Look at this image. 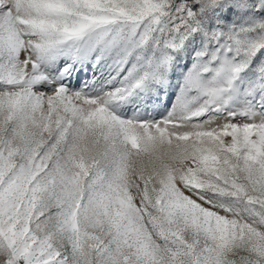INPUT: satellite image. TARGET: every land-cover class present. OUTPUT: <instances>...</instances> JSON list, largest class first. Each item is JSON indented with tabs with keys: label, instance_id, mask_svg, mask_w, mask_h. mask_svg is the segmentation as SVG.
<instances>
[{
	"label": "snow or ice",
	"instance_id": "snow-or-ice-1",
	"mask_svg": "<svg viewBox=\"0 0 264 264\" xmlns=\"http://www.w3.org/2000/svg\"><path fill=\"white\" fill-rule=\"evenodd\" d=\"M0 264H264V0H0Z\"/></svg>",
	"mask_w": 264,
	"mask_h": 264
}]
</instances>
